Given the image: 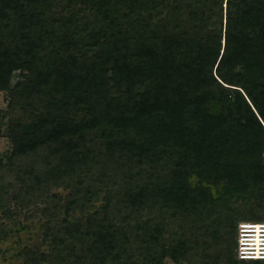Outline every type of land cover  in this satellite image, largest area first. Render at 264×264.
Masks as SVG:
<instances>
[{"label": "trees", "instance_id": "1", "mask_svg": "<svg viewBox=\"0 0 264 264\" xmlns=\"http://www.w3.org/2000/svg\"><path fill=\"white\" fill-rule=\"evenodd\" d=\"M0 92V239L35 211L49 244L22 264L264 262L220 224L264 221V0H0Z\"/></svg>", "mask_w": 264, "mask_h": 264}, {"label": "rangeland", "instance_id": "2", "mask_svg": "<svg viewBox=\"0 0 264 264\" xmlns=\"http://www.w3.org/2000/svg\"><path fill=\"white\" fill-rule=\"evenodd\" d=\"M65 12V11H64ZM84 14H87L85 11ZM55 15H57V12L55 10ZM18 76L17 72L14 74V77L11 79V83L14 82L15 78ZM7 108V102L5 100V93L0 92V110H5ZM22 113L18 111L17 109L14 110L13 116H19L21 117ZM5 121L6 118L3 120V124L0 125V160L6 161L9 151H10V142L8 138L5 135ZM58 194H64L66 193L65 189L58 188L55 190ZM237 203V202H236ZM98 203H96L97 205ZM234 210V211H233ZM247 211L245 205H235L231 208V211L228 215H224L221 218V230L223 232L229 231L230 228L232 230V236L231 238V254L232 257L234 256V244H235V233H234V227L235 223L238 218L237 216H240L241 213ZM27 212H20L15 217V222L12 224H9V227L12 229L13 234L11 236H7L5 239H0V264H22L21 260L19 258H16L17 256L14 253L18 251L21 247H28V248H37L41 251H47L48 249V240L43 236V230L40 226L41 219L39 218V215L35 211H29L28 217L26 218ZM259 214V213H256ZM78 216V215H76ZM245 220H254L259 221L260 219L257 218H248ZM227 221H229L227 223ZM227 225V227H226ZM169 234V237L166 238V240L163 242L164 247H167L169 243L171 244V241L173 240L176 242L178 238L183 237L181 233L178 231V228H173ZM221 233V232H220ZM215 240V239H214ZM214 240H212L214 242ZM218 245H220L219 239H216L215 241ZM225 246V245H224ZM235 257H233L234 259ZM235 260V259H234ZM194 261V260H193ZM236 261V260H235ZM237 262V261H236ZM193 263V262H192ZM195 263V261H194ZM238 264H242L237 262ZM162 264H188L185 262H181L179 260L174 261L169 255H165L163 258ZM264 264V262L260 263Z\"/></svg>", "mask_w": 264, "mask_h": 264}, {"label": "built area", "instance_id": "3", "mask_svg": "<svg viewBox=\"0 0 264 264\" xmlns=\"http://www.w3.org/2000/svg\"><path fill=\"white\" fill-rule=\"evenodd\" d=\"M234 255L237 260H264V221L237 222Z\"/></svg>", "mask_w": 264, "mask_h": 264}]
</instances>
